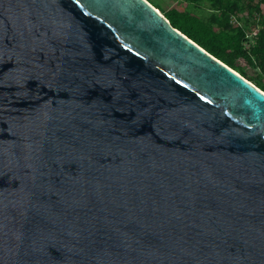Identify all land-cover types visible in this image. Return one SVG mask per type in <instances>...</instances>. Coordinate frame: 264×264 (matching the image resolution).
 <instances>
[{
	"label": "water",
	"instance_id": "water-1",
	"mask_svg": "<svg viewBox=\"0 0 264 264\" xmlns=\"http://www.w3.org/2000/svg\"><path fill=\"white\" fill-rule=\"evenodd\" d=\"M0 264H264V91L148 0H0Z\"/></svg>",
	"mask_w": 264,
	"mask_h": 264
},
{
	"label": "trees",
	"instance_id": "trees-1",
	"mask_svg": "<svg viewBox=\"0 0 264 264\" xmlns=\"http://www.w3.org/2000/svg\"><path fill=\"white\" fill-rule=\"evenodd\" d=\"M187 1L195 4L206 2L211 13L204 19L188 11L176 8L165 10L158 3L153 5L173 27L264 91V25L251 38H247L245 26L240 23L244 12L250 17L259 15L264 0ZM247 42L249 44L246 45ZM239 60H243L254 71L247 73L238 63Z\"/></svg>",
	"mask_w": 264,
	"mask_h": 264
},
{
	"label": "rangeland",
	"instance_id": "rangeland-1",
	"mask_svg": "<svg viewBox=\"0 0 264 264\" xmlns=\"http://www.w3.org/2000/svg\"><path fill=\"white\" fill-rule=\"evenodd\" d=\"M149 2H152V5L158 3L165 10L176 8L178 10L191 12L204 19L211 13V9L204 1L198 4L190 3L187 0H149ZM158 11L162 14L160 10ZM232 21L235 22L234 19H232ZM240 23L242 26H245L247 38H251V36L258 31V28L264 25V5L261 6V13L259 15L255 14L253 17H250L244 12V17H242ZM249 42H247L246 45L249 44ZM238 63L244 67L247 73H252L254 71L253 68L245 64L243 60H239Z\"/></svg>",
	"mask_w": 264,
	"mask_h": 264
}]
</instances>
